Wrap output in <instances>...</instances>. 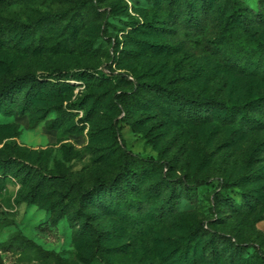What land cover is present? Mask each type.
<instances>
[{"label":"trees","instance_id":"obj_1","mask_svg":"<svg viewBox=\"0 0 264 264\" xmlns=\"http://www.w3.org/2000/svg\"><path fill=\"white\" fill-rule=\"evenodd\" d=\"M162 9H155L154 16L142 24L138 21L130 25L132 32L128 31L126 35L131 38L132 45L126 49L127 54L136 51L171 55L182 52L183 45L189 41L198 42L196 47L206 45L208 54L218 65L237 72L256 88L244 99H224L196 93L182 85L195 79L198 72H204V67L178 70L167 80L150 73L152 67L141 70L133 67L131 73L112 76L132 83L129 91L116 94L121 105L126 106L127 102L140 104L183 126L226 125L233 136L264 131V13L257 10L258 13L250 14L240 0H167ZM64 15L51 13L47 18L25 22L0 14V46L31 40L29 48L41 51L45 33L63 26ZM74 20L75 15L69 23ZM169 23L172 28L166 26ZM73 25L76 26L74 22ZM169 32H174L178 38L187 37V40L171 42ZM68 48L74 49L75 43L64 49ZM8 63V60L0 59V64ZM88 75H95L90 68L69 71L56 67L46 75L28 71L6 76L0 80V116L30 114L37 103H45L43 117L56 112L58 115L52 126H61L64 119L72 115L71 110L82 107L77 102L65 105L63 93L73 91L71 80ZM102 75L106 76L103 72ZM125 110L127 115L111 123L112 138L118 150V165L113 177H99L91 187L71 182L66 175L48 172L46 167L30 162L22 155L20 146L11 142L9 149L0 150V192L7 188L10 178L15 177L28 184L20 193V203L35 204L53 190L57 197L50 201L48 210L54 213L52 219L57 224L65 216L70 192L66 188L54 189V186L75 189L79 201L75 220L82 224L77 236L90 242V263L200 264L211 259V264H264L263 247L226 235L214 220L207 223L186 218V212L181 210L183 202L198 200L200 188L213 186L212 201L218 216L226 217L228 210L235 215H253L264 202V187L253 186L259 175H225L217 182L211 175L194 178L188 173L176 175V158L167 161L145 156L128 147L122 126L134 130L141 118L129 121L133 111L128 107ZM263 148L264 140L249 154L247 163L253 164ZM106 215L114 218L113 225L100 222ZM6 218L1 214L0 233L11 226ZM115 226L122 231L129 229L132 241L116 240L119 234L115 233ZM155 236L162 243L157 255L146 259V254H133L125 261H114L129 254L130 246L142 248L148 237ZM9 242L8 247L20 242L41 255L56 256L55 252L44 250L21 231ZM249 248L254 249L253 253L249 254Z\"/></svg>","mask_w":264,"mask_h":264},{"label":"rangeland","instance_id":"obj_2","mask_svg":"<svg viewBox=\"0 0 264 264\" xmlns=\"http://www.w3.org/2000/svg\"><path fill=\"white\" fill-rule=\"evenodd\" d=\"M240 1L252 15L258 13L257 10L264 13L263 0ZM166 2L0 0V14L25 22L47 18L51 13L65 14L63 26L61 24L45 33L41 51L29 48L31 40L22 44L13 41L0 46V59L11 63L10 67L0 64V80L28 71L46 75L56 67L69 71L90 68L95 74L70 81L73 91L63 93L65 105L77 102L82 107L71 110L72 115H68L61 126H52L58 115L56 112L43 117L45 103H37L30 114L0 116V150L9 149L8 145L16 142L22 155L30 162L46 167L48 172L66 175L71 182L91 187L99 177L111 178L116 173L118 150L112 138L111 123L127 115L125 108L128 107L133 111L129 121L141 118L134 130L122 126L128 147L135 153L161 157L167 161L176 158V175L188 173L192 178L211 175L215 182L225 175L256 173L259 176H256L258 180L253 186L264 187V148L255 156L257 159L253 164L247 163L249 154L264 140V131L233 136L226 125L183 126L161 112L147 110L131 102H127L126 106L121 105L117 100L116 94L129 91L132 83L112 76L131 73L133 67L138 70L152 67L150 73L165 80L178 70L204 67V72H198L195 79L182 85L193 92L224 99H244L256 88L237 72L218 65L208 54L206 45L196 47L198 42L189 41L183 45L182 52L171 55L140 54L136 51L127 54L126 49L132 45L131 38L126 35L131 31L130 25L138 21L142 24L152 18L155 9H162ZM74 15L75 27L73 22L69 23ZM166 26L173 27L171 23ZM168 34L171 42L187 40V37L178 38L174 32ZM68 38L69 42H66ZM72 42L75 43L74 49H64L70 47ZM112 71L116 74H111ZM102 72L106 74L105 77ZM27 185L19 178H10L7 188L0 192V217L3 214L11 222V226L0 233V264H100L98 261L89 262L90 242L77 236L82 224L75 220L79 207L75 189L54 186V189L66 188L70 192L65 216L55 224L52 219L54 213L48 210V204L56 199V192L51 190L35 204L20 203V193L26 190ZM199 190L196 202L185 201L181 204L186 218L207 223L214 220L218 229L226 235L264 249V202L253 215H235L228 210L226 217L218 216L212 201L213 186ZM113 219L111 215H106L100 218V222L113 225ZM20 231L44 250L55 252L56 256L41 255L20 242L8 247L9 241ZM114 231L119 234L116 240L132 241L129 229L122 231L115 226ZM134 248L130 246L129 254L119 256L114 261H125L133 254H146V259H149L161 251L162 243L157 236L148 237L142 248ZM253 251V248H249V254ZM210 262L211 259H207L200 264Z\"/></svg>","mask_w":264,"mask_h":264}]
</instances>
